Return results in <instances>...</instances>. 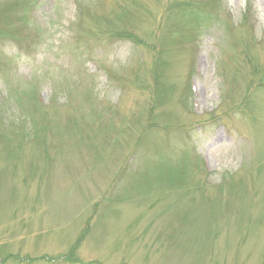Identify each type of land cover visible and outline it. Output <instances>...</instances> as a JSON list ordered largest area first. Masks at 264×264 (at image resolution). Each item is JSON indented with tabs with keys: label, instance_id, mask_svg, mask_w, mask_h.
I'll return each instance as SVG.
<instances>
[{
	"label": "rangeland",
	"instance_id": "1",
	"mask_svg": "<svg viewBox=\"0 0 264 264\" xmlns=\"http://www.w3.org/2000/svg\"><path fill=\"white\" fill-rule=\"evenodd\" d=\"M0 264H264V0H0Z\"/></svg>",
	"mask_w": 264,
	"mask_h": 264
}]
</instances>
